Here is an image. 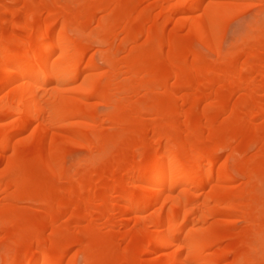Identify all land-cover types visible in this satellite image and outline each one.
Here are the masks:
<instances>
[{
    "label": "bare ground",
    "instance_id": "obj_1",
    "mask_svg": "<svg viewBox=\"0 0 264 264\" xmlns=\"http://www.w3.org/2000/svg\"><path fill=\"white\" fill-rule=\"evenodd\" d=\"M251 1L0 0V264H264Z\"/></svg>",
    "mask_w": 264,
    "mask_h": 264
},
{
    "label": "rangeland",
    "instance_id": "obj_2",
    "mask_svg": "<svg viewBox=\"0 0 264 264\" xmlns=\"http://www.w3.org/2000/svg\"><path fill=\"white\" fill-rule=\"evenodd\" d=\"M250 4H252V5L256 4V6L254 5V7H253L251 5V7H248V5L250 6ZM242 8H240L236 13H234V15H232L230 17V19L228 20V23L226 25V39H225L226 42L224 43L225 44L224 46H227V44L229 42H233L234 39H237V40H238V38H239V40H240V38L241 39L242 38L247 39L248 37L250 38V37L254 36L255 32L253 30H255L254 29L255 25L264 20V14H263V12H264V0H259V1L254 0V1H251L248 3H244V6H242ZM97 56H96V61L98 62L97 65L102 64L101 66L103 67L102 61H98L100 59L97 58ZM104 126L107 127L108 124L105 123ZM70 150L74 151V153L71 152V154H73V155L76 154V155L75 156L70 155L69 157H67L66 158L67 159L66 164L68 163V165H69L70 163H72V167L70 166L71 164L69 165V167H71L70 169L73 171L74 167L77 166V165H75V164H77V162L76 163L73 162V161H76V160H74V158L75 159L77 157L79 158V156H81V154H83L82 152H84V151L82 150V148L78 149L76 147H74V149H70ZM75 252H76V249L71 250L70 255H72Z\"/></svg>",
    "mask_w": 264,
    "mask_h": 264
}]
</instances>
